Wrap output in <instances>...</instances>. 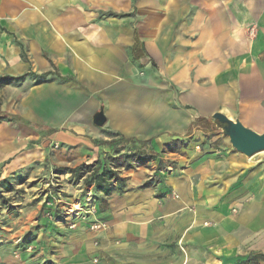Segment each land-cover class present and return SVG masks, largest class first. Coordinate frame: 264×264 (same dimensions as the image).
Instances as JSON below:
<instances>
[{"label":"crops","instance_id":"obj_1","mask_svg":"<svg viewBox=\"0 0 264 264\" xmlns=\"http://www.w3.org/2000/svg\"><path fill=\"white\" fill-rule=\"evenodd\" d=\"M0 113V178L35 169L98 209L63 230L47 192L0 264H264V152L206 122L264 134V0H0ZM115 147L148 159L109 196L55 171Z\"/></svg>","mask_w":264,"mask_h":264},{"label":"rangeland","instance_id":"obj_2","mask_svg":"<svg viewBox=\"0 0 264 264\" xmlns=\"http://www.w3.org/2000/svg\"><path fill=\"white\" fill-rule=\"evenodd\" d=\"M183 147V145L175 144L173 149L166 148L164 152L165 154L175 152L181 155ZM113 156L114 151L110 157ZM4 180L10 184V190H3L0 194V244L24 237L30 228L40 224L41 219L38 222H33L32 218L41 215L38 205L47 192L49 193L48 199L53 204L51 207V211H53L47 214V218L51 221H61L59 226H63V230L67 228L69 231H74L75 218L90 216L87 212L92 209L91 205H83L81 202L74 201L76 197V195L74 197V189L63 192L64 181H57L60 179L56 177L51 176L48 182L47 178L33 169L28 173L25 171L24 174L17 176L15 174L0 178V182ZM67 183L69 182L67 181ZM69 184L74 185V179L71 178ZM13 210L16 212L11 213ZM54 214L57 215V218L54 217ZM5 251L3 249V252ZM2 255L0 253V256ZM18 256V253H15L13 257L18 258ZM19 258L17 261L20 262L22 257ZM4 259L7 261L6 258Z\"/></svg>","mask_w":264,"mask_h":264},{"label":"trees","instance_id":"obj_3","mask_svg":"<svg viewBox=\"0 0 264 264\" xmlns=\"http://www.w3.org/2000/svg\"><path fill=\"white\" fill-rule=\"evenodd\" d=\"M10 118V116L0 113V120ZM207 127L210 130L218 131L210 122V119L206 120ZM129 142L127 140H121V144H128ZM147 144V143H146ZM123 148L121 147H115L114 148V156L113 157H107L105 159L106 162H102L101 160L98 162H95L93 164H81L80 166L74 168V169H56L55 171L58 174H68L71 176L72 179L75 181H84V185L86 187H94V190L96 193H103L107 196L111 195L115 190L116 187L114 186V183L119 185V183L122 182L121 179L118 178L117 171L121 168L130 169L132 167L133 162L137 163H146L147 159L146 156H137V154H129L122 153ZM3 190H10V184L7 180H4L3 182H0V194ZM98 212V209H97ZM54 217L57 218V215L54 214Z\"/></svg>","mask_w":264,"mask_h":264},{"label":"water","instance_id":"obj_4","mask_svg":"<svg viewBox=\"0 0 264 264\" xmlns=\"http://www.w3.org/2000/svg\"><path fill=\"white\" fill-rule=\"evenodd\" d=\"M102 113L98 116L97 123L103 124ZM211 124L230 141L234 150L251 158L264 152V134L260 135L245 127L239 120H230L226 115L216 113L210 118Z\"/></svg>","mask_w":264,"mask_h":264},{"label":"built area","instance_id":"obj_5","mask_svg":"<svg viewBox=\"0 0 264 264\" xmlns=\"http://www.w3.org/2000/svg\"><path fill=\"white\" fill-rule=\"evenodd\" d=\"M89 215H96L97 210L95 208L90 209L87 212ZM90 230L95 231V232H100L106 230V225L103 224L102 222L96 221L92 223L90 226ZM94 263H98V260H94Z\"/></svg>","mask_w":264,"mask_h":264}]
</instances>
